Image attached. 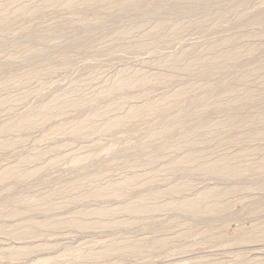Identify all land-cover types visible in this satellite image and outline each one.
<instances>
[{"label":"rangeland","instance_id":"obj_1","mask_svg":"<svg viewBox=\"0 0 264 264\" xmlns=\"http://www.w3.org/2000/svg\"><path fill=\"white\" fill-rule=\"evenodd\" d=\"M71 1L0 0V264H264V0ZM175 58L208 63L180 70ZM124 70H135L125 85ZM197 150L203 160L173 168ZM223 155L238 176L208 172ZM87 179L95 192L79 197ZM115 180L131 186L114 193ZM213 189L221 210L191 214L188 201ZM27 220L31 237L10 234Z\"/></svg>","mask_w":264,"mask_h":264},{"label":"bare ground","instance_id":"obj_2","mask_svg":"<svg viewBox=\"0 0 264 264\" xmlns=\"http://www.w3.org/2000/svg\"><path fill=\"white\" fill-rule=\"evenodd\" d=\"M44 1H45V0H44ZM70 1H71V0H70ZM67 2H68V1H67ZM71 2H72V1H71ZM37 3H38V2H37ZM41 3H42V2H41ZM63 3H64V2H63ZM9 5H10V4H9ZM12 10H13V9H12ZM157 12H158V11H157ZM153 16H154V15H153ZM259 16H260V15H259ZM5 17H7V16H5ZM1 18H3V17H1ZM7 18H8V17H7ZM155 18H156V17H155ZM167 18H168V17H167ZM259 18H260V17H259ZM162 22H163V21H162ZM164 22H166V21H164ZM1 24H2V23H1ZM128 24H129V23H128ZM139 25H140V24H139ZM146 25H147V24H146ZM165 25H166V23H165V24H161L160 26H159V24H158V27H157L158 29H157L156 27H155V28H156L157 30H162V31H163V28L165 27ZM179 25H180V24H179ZM136 26H137V27H136ZM136 26H135V27L132 26V28H130V27L122 28V29L118 30V32L115 33V34H117V36H119L120 39H121V37H123V36H125V35H127V34L129 35V33H131V31L140 29V28H138V25H137V24H136ZM155 26H156V25H155ZM140 27H142V26H140ZM166 27H167V25H166ZM169 27H170V26H169ZM179 27H180V26H179ZM137 28H138V29H137ZM174 28H175V27H174ZM176 28H177V26H176ZM142 29H143V28H142ZM151 29H152V28H151ZM167 29H168V27H167ZM172 29H173V28H172ZM172 29H171V30H172ZM177 29H178V28H177ZM2 30H3V29H2ZM154 30H155V29H154ZM168 30H169V29H168ZM168 30H166V31L168 32ZM141 31H142V30H141ZM141 31L139 30L138 32H141ZM144 31H146V30H144ZM144 31H142V33H143ZM164 31H165V30H164ZM158 32H159V31H158ZM160 32H161V31H160ZM172 32L175 33V32H177V31H174V30H173ZM172 32H171V33H172ZM142 33H139L138 36H140V34H141V36H142ZM155 33H156V32H155ZM151 34H152V33H150V35H151ZM259 34H260V33H259ZM111 35H112V34H111ZM113 35H114V34H113ZM173 35H174V34H173ZM257 35H258V34H257ZM257 35H256V37H257ZM141 36H140V37H141ZM143 36H144V35H143ZM168 36H169V35H168ZM168 36H167V37H168ZM170 36H171V35H170ZM175 36H176V35H175ZM259 36H260V35H259ZM259 36H258V37H259ZM261 36H263V34H261ZM125 37H126V36H125ZM145 37H146V36H145ZM149 37H150V36H148L147 38H149ZM165 37H166V36H165ZM258 37H257V38H258ZM115 38H116V36H115ZM142 38H143V37H142ZM142 38H141V39H142ZM240 38H242V37H240ZM254 38H255V37H254ZM107 39H108V38H107ZM123 39H124V38H123ZM139 39H140V38H139ZM139 39H138V41H139ZM141 39H140V40H141ZM166 39H167V38H166ZM168 39H169V38H168ZM224 39H225V37H224ZM230 39H231V38H230ZM230 39H229V41L231 42L232 39H231V40H230ZM262 39H263V38H262ZM142 40H144V39H142ZM170 40H173V39H172V36L170 37ZM234 40H235V39H234ZM236 40L238 41V39H236ZM236 40H235V41H236ZM241 40H242V39H241ZM243 40H244V39H243ZM259 40H260V39H259ZM130 41H131V40H130ZM134 41H135V40H134ZM134 41H133V42H134ZM147 41H148V40H147ZM149 41H150V40H149ZM168 41H169V40H168ZM173 41H174V40H173ZM220 41H221V40H220ZM61 42H62V41H61ZM124 42H125V41H124ZM136 42H137V40H136ZM143 42H145V41H143ZM143 42H141V43H143ZM187 42H188V41H187ZM225 42H226V41H225ZM230 42H229V43H230ZM232 42H233V41H232ZM238 42H240V41H238ZM238 42H237V43H238ZM256 42H257V41H256ZM131 43H132V42H131ZM141 43H140V44H141ZM146 43H147V42H146ZM148 43H149V42H148ZM168 43H169V42H168ZM168 43H166V44L168 45ZM223 43H224V42H223ZM227 43H228V40H227ZM227 43H226V44H227ZM234 43H235V42H234ZM237 43H236L235 48L239 46V45H237ZM260 43H261V42H260ZM121 44H122V43H121ZM125 44H126V43H125ZM129 44H130V42H129ZM135 44H136V43H135ZM149 44H150V43H149ZM221 44H222V43H221ZM224 44H225V43H224ZM232 44H233V43H232ZM232 44L230 43V45H232ZM238 44H239V43H238ZM138 45H139V44H138ZM141 45H142V44H141ZM141 45H140V46H141ZM240 45H241V42H240ZM121 46H122V45H121ZM128 46H129V45H128ZM140 46H139V47H140ZM225 46H226V45H225ZM233 46H234V44H233ZM256 46H257V45H256ZM125 47H126V46H125ZM142 47H143V46H142ZM150 47H151V46H150ZM254 47H255V46H254ZM254 47H253V48H254ZM100 48H101V47H100ZM148 48H149V47H148ZM230 48H231V47H230ZM239 48H240V46H239ZM239 48H237V51H239ZM241 48H242V47H241ZM241 48H240V49H241ZM255 48H256V47H255ZM263 48H264V46H263ZM233 49H234V48H233ZM199 50H200V52H202L201 49H199ZM199 50H198V52H199ZM234 50H235V49H234ZM234 50H232V51H234ZM196 51H197V50H196ZM192 52H193V51H192ZM198 52H197V53H198ZM234 52L237 53L236 51H234ZM181 53H182V52H181ZM203 53H204V52H203ZM228 53H229V52H228ZM228 53L226 52L225 55H227ZM230 54H231V56L233 55L232 53H230ZM250 54H251V53H250ZM253 54H254V53H253ZM71 55H72V54H71ZM171 55H172V54H171ZM197 55H198V54H197ZM197 55H196V56H197ZM201 55H202V54H201ZM201 55H200V56H201ZM225 55H224V56H225ZM234 55H235V54H234ZM16 56H17V55H16ZM107 56H108V55H107ZM172 56H173V55H172ZM179 56H182V55H179ZM219 56H220V55H219ZM224 56H222V57H224ZM228 56H229V55H228ZM235 56H236V55H235ZM235 56H234V57H235ZM9 57H11V56H9ZM18 57H19V55H18ZM62 57H63V56H62ZM109 57H110V56H109ZM191 57H192V56H191ZM204 57H205V56H204ZM204 57H203V58L201 57V58L204 59ZM226 57H227V56H226ZM229 57H230V56H229ZM229 57H228V58H229ZM239 57H240V56H239ZM16 58H17V57H16ZM20 58H21V57H20ZM55 58H56V57H55ZM59 58H60V57H59ZM66 58H67V57H66ZM165 58H166V57H165ZM171 58H172V57H171ZM173 58H174V57H173ZM177 58L179 59L180 57L177 56ZM177 58H175V60L173 61V63L171 62L172 64H174V66H173L172 68H174V67L176 66V67H177L176 69H180V68H182V67H183V69H184L185 67H186V68H190V69H192V68H194V67H196V66H198V65H200V64H201V67H202V66H203L202 63H204V62L201 61V59H200V60H196V61H194L192 64L189 63V62H187V63H189L190 65H187V64H186L185 67L182 66V67L178 68L177 65L179 64V62H178V59H177ZM198 58H199V56H198ZM212 58H213V57H212ZM228 58H227V59H228ZM254 58H255V57H254ZM22 59H23V58H22ZM64 59H65V58H64ZM191 59H192V58H191ZM195 59H197V58H195ZM205 59H206V58H205ZM208 59H209V58H208ZM208 59H207V60H208ZM221 59H223V58H221ZM224 59H225V57H224ZM224 59H223V60H224ZM52 60H53V59H52ZM66 60H67V59H66ZM78 60H79V59H78ZM215 60H216V59H215ZM215 60H214V61H215ZM217 60H218V59H217ZM223 60H222L221 63H223ZM228 60H229V59H228ZM231 60H232V62H233V59H231ZM231 60H230V63L232 64ZM235 60H236V59H235ZM237 60H238V59H237ZM58 61H59V60H58ZM61 61H62V60H61ZM86 61H87V60H86ZM179 61H180V60H179ZM208 61H209V60H208ZM219 61H221V60H219ZM239 61H240V60H239ZM5 62H6V61H5ZM167 62H168V61H167ZM167 62H166V63H167ZM224 62H225V61H224ZM237 62H238V61H237ZM6 63H7V62H6ZM60 63H61V62H60ZM162 63H163V62H162ZM205 63H206V62H205ZM205 63H204V64H205ZM207 63H208V62H207ZM207 63H206V64H207ZM210 63H212V62H210ZM214 63H215V62H214ZM225 63H226V62H225ZM234 63H235V62H234ZM160 64H161V63H160ZM172 64H171V65H170V64H167V65L172 66ZM215 64H217V63H215ZM212 65H213V63H212ZM219 65H220V64H219ZM219 65H218V66H219ZM63 66H64V65H63ZM179 66H180V65H179ZM218 66H215V67H218ZM224 66H227V65L224 64ZM224 66L222 65V67H224ZM230 66H231V65H230ZM233 66H234V64L232 65V67H233ZM220 67H221V66H220ZM220 67H219V68H220ZM222 67H221V68H222ZM227 67H228V66H227ZM227 67H226V68H227ZM228 68H229V67H228ZM230 68H231V67H230ZM196 69H197V68H196ZM180 70H181V69H180ZM204 70H205V69H204ZM124 71H125V70H124ZM198 71H199V70H198ZM196 72H197V71H196ZM199 72H200V71H199ZM230 72H231V71H230ZM147 73H148V72H147ZM137 74H138V72H137ZM89 75H90V74H89ZM134 75H135V70H134V72H133V71H125V72L121 73V75H119V76H120V77H119V83H122V82L125 81L126 79L128 80L129 78L133 77ZM135 77H136V76H135ZM92 78H93V77H92ZM92 78H91V79H92ZM133 78H134V77H133ZM135 79H136V78H135ZM137 79H138V78H137ZM246 79H248V78H246ZM115 80H116V79H115ZM127 80H126V81H127ZM133 80H134V79H133ZM154 80H155V79H154ZM87 81H88V80H86L85 82H81V83H83V85L80 84L79 86H81V87L83 88V86H86ZM90 81H91V80H90ZM129 81H131V80H129ZM115 82H116V81H115ZM88 83H89V82H88ZM123 83H124V84H123ZM123 83H122V84L125 85V82H123ZM133 83H134V82H133ZM89 84H90V83H89ZM114 84H115V83H114ZM117 85H118V84H117ZM120 85H121V84H120ZM120 85L118 86V88L120 87ZM123 85H121V86L123 87ZM4 86H5V85H4ZM11 86H12V85H11ZM190 86H191V85H190ZM194 86H195V85H194ZM211 86H212V85H211ZM188 87H189V86H188ZM45 88H46V87H45ZM84 88H85V87H84ZM88 88H90V86H89ZM88 88H87V89H88ZM92 88H93V87H92ZM92 88H91V89H92ZM192 88H193V87H192ZM198 88H199V87H198ZM75 89H76V88H75ZM188 89L190 90V88H188ZM233 89H234V88H233ZM76 90H77V92L79 91L78 89H76ZM76 90H75V91H74V90H73V91L70 90V92H67L68 94H66V96H65L64 99H65V100H68V99H66L67 97H69V98L71 97V99H72V97L76 95ZM89 90H90V89H89ZM105 90H107V88H106ZM105 90H103V91L105 92ZM109 90H110V88H109ZM204 90H205V89H204ZM41 91H42V90H41ZM101 91H102V90H100V92H101ZM103 91H102V92H103ZM107 91H108V90H107ZM107 91H106V92H107ZM179 91H180V90H179ZM181 91H182V90H181ZM184 91L187 93V90H186V89H185ZM192 91H193V90H192ZM98 92H99V91H98ZM102 92H101V93H102ZM104 92H103L102 94H104ZM106 92H105V93H106ZM188 92H189V91H188ZM102 94H101V95H102ZM176 94H177V93H176ZM77 95H79V96H80V99H81V95H80V94H77ZM83 95H84V94H83ZM79 96H77V97H79ZM154 96H155V95H154ZM57 97H58V96H57ZM60 97H61V96H60ZM178 97H181V96L178 95ZM178 97L176 96V98H178ZM6 98H7V97H6ZM6 98H5V100H6ZM62 98H63V97H62ZM85 98H86V97H85ZM164 98H165V97H164ZM174 98H175V97H174ZM176 98H175V99H176ZM182 98H183V97H182ZM182 98H181V99H182ZM18 99H19V98H18ZM54 99H55V98H54ZM76 99H77V98H76ZM76 99L73 98L72 101H75ZM80 99H78V100H79V103H78L79 105H81L82 100H83L84 102H86V101L83 99V96H82V100H80ZM161 99H162V98H161ZM168 99H169V98H168ZM168 99H167V100H168ZM58 100H59V97H58ZM61 100H62V99H61ZM61 100H59V101H61ZM65 100H64V101H65ZM7 101H8V100H7ZM11 101H12V100H11ZM18 101H19V100H18ZM51 101H52V100H51ZM51 101H49V102H50V105H51V103H52ZM59 101H55V102H58V103H59ZM161 101H162V100H161ZM0 102H3V101H0ZM5 102H6V101H5ZM8 102H9V101H8ZM8 102H6V103H8ZM65 102L67 103V101H65ZM68 102H69V101H68ZM77 102H78V101H77ZM157 102H158V101H157ZM159 102H160V101H159ZM167 102H168V101H167ZM170 102H171V100H170ZM210 102H211V101H210ZM212 102H213V101H212ZM212 102H211V105H212V104H215V102H214V103H212ZM61 103H62V101H61ZM63 103H64V102H63ZM63 103H62V104H63ZM87 103H88V102H87ZM87 103H86V104H87ZM173 103H175V102H173ZM235 103L237 104V102H235ZM8 104H9V103H8ZM8 104L6 105L5 103H4V104L2 103L3 106L5 105V106H4V109H5V107L9 106ZM16 104H17V103H16ZM45 104H46V103H45ZM56 104H57V103H56ZM59 104H60V103H59ZM64 104H65V103H64ZM64 104H63V105H64ZM68 104H69V103H67V105H68ZM71 104H72V102H70V105H71ZM75 104H76V103H73V105H75ZM78 104H77V105H78ZM83 104H84V103H82V105H83ZM162 104H163V103H162ZM165 104H166V103H164V105H165ZM169 104H171V103H169ZM206 104H207V103H206ZM231 104H232V103H231ZM249 104H250V103H249ZM2 105H1V106H2ZM48 105H49V104H48ZM54 105H55V104H54ZM54 105H53V107H54ZM57 105H58V104H57ZM57 105H56V106H57ZM60 105H61V104H60ZM60 105H59V106H60ZM63 105H62V106H63ZM65 105H66V104H65ZM82 105H81V107H82ZM112 105H113V104H112ZM120 105H121V104H120ZM156 105H158V104L156 103ZM171 105L173 106V104H171ZM208 105H209V104H208ZM208 105H207V106H208ZM211 105H210V106H211ZM216 105H218V104H216ZM232 105H233V104H232ZM1 106H0V107H1ZM3 106H2V107H3ZM43 106H44V105H43ZM117 106H118V105H117ZM121 106H122V105H121ZM121 106H120V107H121ZM153 106H154V105H152L151 107H153ZM162 106H163V105H162ZM169 106H170V105H169ZM205 106H206V105H205ZM212 106H213V105H212ZM2 107H1V108H2ZM50 107H51V106H50ZM68 107H69V105H68ZM76 107L78 108V106H76ZM113 107H114V106H112V108H113ZM149 107H150V105H149ZM149 107H148V108H149ZM154 107H157V106H154ZM154 107H153V108H154ZM158 107H161V105L158 106ZM213 107H214V106H213ZM213 107H212V108H213ZM46 108H47V106H46ZM51 108H52V107H51ZM83 108H84V107H83ZM112 108H111V109H112ZM115 108H116V106H115ZM161 108H163V107H161ZM164 108H165V107H164ZM192 108H193V107H192ZM207 108H208V107H207ZM210 108H211V107H210ZM6 109H8V108H6ZM111 109H110V110H111ZM151 109H152V108H150V110H151ZM154 109H155V108H154ZM165 109H166V108H165ZM201 109H202V108H201ZM100 110H101V109H100ZM104 110H105V109H104ZM106 110H107V108H106ZM118 110H120V109L118 108ZM147 110H149V109H147ZM152 110H153V109H152ZM157 110H158V109H157ZM163 110H164V109H163ZM102 111H103V110H102ZM102 111H96V112H94V113H92V114L89 112L91 115L88 116L87 119L84 118V122H83V123H82V121H81V123H80L81 125H83L82 127H83L84 129H85V127H86L87 129H90L89 127L94 126L95 123L93 124V122H95L96 119H97L98 117L101 118V116H103V115H102V114H103ZM201 111H202V110H201ZM201 111H200V112H201ZM2 112H3V111H2ZM104 112H105V111H104ZM105 113H106V112H105ZM198 113H199V112H198ZM198 113H196V114H198ZM262 116H263V115H262ZM197 117H198V116H197ZM245 117H246V116H245ZM263 118H264V117H263ZM163 119H164V118H163ZM250 119H252V118H250ZM94 120H95V121H94ZM197 120H198V119H197ZM22 121H23V120H22ZM172 121H173V120H172ZM263 121H264V120H263ZM208 122L210 123V121H207V124H208ZM213 122H214V120H213ZM104 123H105V122H104ZM159 123H160V122H159ZM201 123H202V122H201ZM204 123H205V122H204ZM253 123H254V122H253ZM80 124H79V125H80ZM207 124L205 123L204 125H202V126L200 125V126H198V127H200L201 129H203V130L205 131V128H207V127H208V128H211V125H209V124L207 125ZM211 124H213V123L211 122ZM224 124H225V123H224ZM224 124H223V125H224ZM230 124H231V123H230ZM243 124H246V123H243ZM76 125H78V123H77ZM99 125H100V124H99ZM213 125H216V126H213V127H217V124L214 123ZM221 125H222V124H221ZM223 125H222V126H223ZM228 125H229V124H228ZM100 126H101V125H100ZM110 126H111V125H110ZM209 126H210V127H209ZM247 126H248V124H247ZM77 127H78V126H77ZM79 127H81V126H79ZM82 127H81V128H82ZM97 127H98V126H97ZM102 127H103V126H102ZM102 127H101V129H102ZM213 127H212V129H213ZM218 127H219V126H218ZM218 127H217V128H218ZM243 127H244V126H243ZM245 127H246V126H245ZM245 127H244V128H245ZM249 127H250V126H249ZM249 127H248V128H249ZM251 127H252V125H251ZM69 128H70V127H69ZM81 128H80V129H81ZM91 128H93V127H91ZM99 128H100V127H99ZM104 128H105V127H104ZM107 128H109V127H107ZM187 128H189V127H187ZM217 128H216V129H217ZM222 128L224 129V131H226V130H225L226 128H224V126H223ZM222 128H220V129L222 130ZM72 129H73V128H72ZM77 129H78V128H77ZM84 129H83V130H84ZM87 129H85V130H87ZM185 129H186V128H185ZM227 129H228V128H227ZM245 129H246V128H245ZM83 130H82V131H83ZM92 130H94V128H93ZM92 130H91V131H92ZM98 130H99V129H98ZM102 130H103V129H102ZM197 130L199 131L200 129H197ZM206 130H207V129H206ZM213 130H214V129H213ZM231 130H232V129H231ZM231 130H230V131H231ZM73 131H74V130H73ZM77 131L79 132V131H81V130H77ZM94 131H95V130H94ZM96 131H97V130H96ZM170 131H171V130H170ZM207 131H208V130H207ZM216 131H218V129H217ZM227 131H229V130H227ZM230 131H229V132H230ZM238 131H239V130H238ZM256 131H257V130H256ZM208 132H209V131H208ZM212 132L215 133V131H212V130H211V133H210V134H212ZM218 132H220V131H218ZM260 132H261V131H260ZM69 133H70V132H69ZM69 133H68V134H69ZM71 133H73V132H71ZM203 133H204V132H203ZM222 133H223V132H222ZM76 134H78V133L76 132ZM84 134H85V133H84ZM210 134H208V135L206 134V135L209 137ZM216 134H217V133H216ZM218 134H220V133H218ZM71 135H72V134H71ZM202 135H203V134H202ZM202 135H201V136H202ZM212 135H213V134H212ZM212 135H211V136H212ZM220 135H221V134H220ZM220 135H218V136H220ZM223 135H224V134H223ZM263 135H264V133H263ZM214 136H215V135H214ZM214 136H213V137H214ZM203 137L205 138V135H203ZM208 137H207V138H208ZM213 137H211V138H213ZM211 138L209 137L208 139L210 140ZM218 138H219V137H218ZM255 138H256V137H255ZM184 139H185V138H184ZM201 139H202V138H201ZM213 139H214V138H213ZM205 140H206V138H205ZM205 140L202 139V141H205ZM258 140H259V139H258ZM262 140H264V139L262 138ZM210 141H211V140H210ZM210 141H209V142H210ZM245 141H246V140H245ZM206 142H208V141H206ZM246 142H247V141H246ZM199 143H200V142H199ZM3 144H4V143H3ZM3 144H2V145H3ZM182 144H183V143H182ZM186 144H187V143H186ZM4 145H5V144H4ZM0 146H1V145H0ZM206 147H207V146H206ZM217 147H218V146H217ZM262 147H263V146H262ZM193 149H194V148H193ZM214 150H215V149H214ZM214 150H213V151H214ZM244 150H245V149H244ZM250 150H251V149H250ZM207 151H208V150H207ZM207 151H203L204 153H201V150H200V151L197 150V152H200V153L196 154V153H197V152H196V153L194 154L195 151L193 152V154H190V153H189V155L187 154L188 157H187V155H186V156H185L186 158L182 159V158H183V157H182V158H181V159H182L181 161H179V162L177 161V163L173 164V168H175V167L177 168L178 166H181V167H182V164H185L186 162H191V163H192V162H196V160H201V159L203 160V158L206 157V156H205V152H207ZM210 151H211V150H210ZM222 151H223V150H222ZM123 152H124V151H123ZM214 152H216V150H215ZM226 152H228V151H226ZM113 153H114V152H113ZM212 153H213V152H212ZM126 154H127V153H126ZM209 155H210V154H209ZM211 155H212V154H211ZM224 155H226V154H224ZM224 155H223V156H224ZM207 156H208V155H207ZM230 156H231V155H230ZM233 156H234V155H233ZM209 157H210V156H208V158H209ZM221 157H222V156H221ZM100 158H101V157H100ZM163 158H164V157H163ZM212 158H213V157H212ZM216 158H217V157H216ZM228 158L230 159L231 157H228ZM236 158H237V157H236ZM236 158H235V159H236ZM262 158H263V157H262ZM210 159H211V158H210ZM229 159L225 158V156H224L223 158H219L218 162L215 160V163H217V164H216L215 166L212 165V168L209 166V169H208V170H210V171H208V172H216V173H217V172H220L221 174H222V173H225V174H226V175L224 174L225 177L227 176V174H232V176L236 175L237 173L240 172L241 169L239 170V167H235V165L232 166V165L230 164V161L233 160V159H231V160H229ZM235 159H234V160H235ZM263 159H264V158H263ZM179 160H180V159H179ZM99 161H100V160H99ZM212 161H213V160H212ZM198 162H199V161H198ZM204 162H206V161H204ZM207 162H208V161H207ZM261 162H262V161H261ZM215 163H213V164H215ZM239 163H240V162H239ZM192 164H193V163H192ZM198 164H199V163H198ZM210 164H211V163H210ZM242 164H243V163H242ZM253 164H254V163H253ZM202 165H203V164H202ZM204 165H205V164H204ZM207 165H208V164H207ZM171 166H172V165H171ZM189 166H190V163H189ZM194 166H195V165H194ZM194 166H193V167H194ZM199 166H200V165H199ZM205 166H206V165H205ZM237 166H238V165H237ZM250 166H252V165H250ZM260 166H261V167H260ZM260 166H259L260 168H263V167H262L263 165L260 164ZM244 167L246 168V166H244ZM194 168H195V167H194ZM206 168H207V167H206ZM251 168H252V167H251ZM260 168H259V169H260ZM13 169H14V168H13ZM190 169H191V168H190ZM199 169H200V168H199ZM203 169H204V167H203ZM255 169H256V168H255ZM204 170H205V172H207L206 169H204ZM242 170H244V169H242ZM261 170H262V169H261ZM200 171H201V169H200ZM201 172H202V171H201ZM241 172H242V171H241ZM243 172H244V171H243ZM216 173H214V174H216ZM35 174H36V173H35ZM217 174H219V173H217ZM233 174H234V175H233ZM219 175H220V174H219ZM239 175H240V174H239ZM101 176H102V175H101ZM236 176H238V175H236ZM236 176H235V177H236ZM13 177H14V176H13ZM98 177H99V176H98ZM228 177H231V176L228 175ZM240 177H241V176H240ZM0 178H1V177H0ZM94 178H95V177H94ZM130 178H131V177H130ZM133 178H134V177H133ZM146 178H147V177H146ZM232 178H233V177H232ZM236 178H237V177H236ZM22 179H23V178H22ZM90 179H91V178H90ZM104 179H105V178H104ZM229 179H230V178H229ZM92 180H93V179H92ZM92 180H91V181H92ZM127 180H128V179H127ZM127 180H126V181H127ZM129 180H130V179H129ZM88 181H89L88 179H87L86 181H85V180H84V181L82 180V181H80V183L78 182V183H79L78 185H76L75 187H73V189L75 190V193L78 194L79 197H83V196H84L85 193H83L82 191L86 190V188H87V186H88V183H89ZM91 181H90V183L93 184V181H92V182H91ZM115 181H116V180H115ZM28 182H29V181H28ZM100 182H101V181H100ZM108 182H109V181H108ZM135 182H136V179H135ZM189 182H190V181H189ZM256 182H257V181H256ZM94 183H95V181H94ZM103 183H104V182H103ZM103 183H102V184H103ZM105 183H106V182H105ZM111 183H112V182H111ZM76 184H77V183H76ZM91 184H90L89 186H91ZM99 184H100V183H99ZM106 184H107V183H106ZM109 184H110V183H109ZM128 184H130V183H124V182H123V183H122V182H121V183H118V182L116 181V184L112 183V184H110V185H113V192H114V193H119V194H121L120 191H123L124 188H127V186H129ZM227 184H228V183H227ZM126 185H127V186H126ZM239 185H240V184H239ZM89 186H88L89 189H87V190H89L90 192H92L91 194H93V192H95V191H93V190H95L94 188H96V187H93V189H92V191H91V189H90ZM92 186H93V185H92ZM95 186H96V185H95ZM130 186H131V185H130ZM130 186H129V188H130ZM151 186H152V185H151ZM182 186H183V185H182ZM260 186H261V185H260ZM107 187H108V186H107ZM111 187H112V186H111ZM173 187H174V186H173ZM180 187H181V185H180ZM204 187H205V186H204ZM217 187H218V186H216V188H217ZM98 188H100V187L98 186ZM109 188H110V187H109ZM146 188H147V187H146ZM176 188H177V187H176ZM184 188H186V187L184 186V187L177 188V189L173 188V191H172V192H174V194H175V192L179 191V193H180V192H181L180 190H182V189H184ZM212 188H213V187H212ZM258 188H259V186H258ZM69 189H70V188H69ZM71 189H72V188H71ZM73 189H72V190H73ZM102 189H103V188H101V190H102ZM139 189H140V188H139ZM209 189H210V188H209ZM259 189H260V190H264V184H262V186H261ZM74 190H73V191H74ZM87 190H86L85 192H87ZM107 190L109 191L110 189H107V188H106V191H107ZM126 190H128V189H126ZM141 190H142V189H141ZM169 190L171 191V189H169ZM225 190H226V192H225V196H226V193H227L228 190H227V189H225ZM225 190H224V191H225ZM96 191H98V190L96 189ZM108 191H107V192H108ZM110 191H112V189H111ZM184 191H185V190H184ZM203 191H204V190H202V192H201V193H202V196H201V197L206 198V199H205L206 201L208 200L209 197H211V198H210L211 200H209L208 202L203 203V202H202L203 199L201 200V199H200V196H199L198 199H200L201 202H199L200 200H199L198 202H195L196 199H195L194 201H190V200L188 201V200H187V201H188V205H189V202H191L190 205H189V210L191 211V214L193 213L194 215H198V214H200V213H205V212H208V213H211V214H212L213 212H214V213L216 212L215 214H217V213H218V210L220 209V206H219V205L222 206V204H221L220 199H218V200H219V201H218L219 204H218V202H217L216 200H217V197L219 198V196L224 197V196H222V195H224L223 190L220 191V190H218V189H213V190H210V191L206 190L207 192H205V191L203 192ZM63 192H64V191H63ZM90 192H89V193H90ZM103 192H105V188H104V190H103L101 193L103 194ZM113 192H112V193H113ZM123 192H124V191H123ZM98 193H100V189H99V192H98ZM106 194H107V193L105 192L104 195H106ZM150 194H151V193H150ZM174 194H173V195H174ZM176 194H178V193H176ZM51 195H52V194H51ZM78 195H76V196L73 195V196L77 197ZM80 195H82V196H80ZM94 195H96V194H94ZM97 195H98V194H97ZM97 195H96V197H97ZM100 195H101V194H100ZM100 195H99V196H100ZM113 195H115V194H113ZM124 195H125V194H124ZM68 196H69V195H68ZM88 196H89V195H88ZM88 196L86 195L85 197H88ZM101 196H102V195H101ZM120 196H121V195H120ZM71 197H72V196H71ZM79 197H78V198H79ZM91 197H92V196H91ZM102 197H103V196H102ZM115 197H116V196H115ZM117 197H118V196H117ZM139 197H140V196H139ZM207 197H208V198H207ZM227 197H228V196H227ZM41 199H42V198H41ZM72 199L75 200L76 198L74 199V198L72 197ZM80 199H84V198H80ZM145 199H146V198H145ZM185 199H186V198H185ZM222 199L224 200L225 198H222ZM70 200H71V199H70ZM73 200H72V201H73ZM139 200H141V199H139ZM226 200H227V199H226ZM67 201H68V199H67ZM143 201L145 202V200H143ZM146 201H147V200H146ZM176 201H177V200H176ZM179 201H180V200H179ZM224 201H225V200H224ZM138 202H139V201H138ZM141 202H142V201H141ZM141 202H140V203H141ZM144 202H142V203H143V207L146 206V205L144 204ZM182 202H184V204H186L185 201H181V204H182ZM50 203H51V202H50ZM55 203H56V204H55ZM57 203H58V202H54L53 204L58 205ZM59 203H60V202H59ZM142 203H141V204H142ZM165 203H166V202H165ZM168 203H169V202H168ZM173 203H174V202H173ZM222 203H223V202H222ZM225 203H226V202H225ZM30 204H31V203H30ZM32 204H33V202H32ZM53 204H51V205H53ZM71 204H72V203H71ZM132 204H133V203H132ZM134 204H135V203H134ZM134 204H133V205H134ZM136 204H138V203H136ZM177 204L179 205L180 203L177 201ZM177 204H176V205H177ZM55 205H54V207H53V206H52V207L55 208ZM59 205H60V204H59ZM59 205H58L57 207H60ZM62 205H63V204H62ZM138 205H139V204H138ZM138 205H137V206H138ZM147 205H148V204H147ZM167 205H169V204H167ZM167 205H166V206H167ZM176 205H175V206H176ZM178 205H177V206H178ZM188 205H187V206H186V205H184V206L182 205V206H183V208L185 209L186 207L188 208ZM28 206H29V205H28ZM35 206H36V205H35ZM129 206H130V205H129ZM131 206H132V205H131ZM131 206H130V208H131ZM171 206H172V205H171ZM175 206H174V207H175ZM227 206H228V205H227V203H226V208H227ZM45 207H46V206H45ZM57 207H56V208H57ZM123 207H124V206H123ZM138 207H139V206H138ZM178 207H179V206H178ZM180 207H181V206H180ZM222 207H223V206H222ZM222 207H221V208H222ZM13 208H14V207H13ZM47 208H48V207H47ZM124 208L126 209V207H124ZM127 208H129V207H127ZM140 208H141V207H140ZM148 208H149V206H148ZM166 208H167V207H166ZM181 208H182V207H181ZM183 208H182V209H183ZM187 208H186V211H187ZM35 209H36V208H35ZM43 209H44V208H43ZM45 209H46V208H45ZM49 209H51V208H49ZM96 209H97V208H96ZM113 209H115V208H113ZM134 209H135V208H134ZM134 209H131V211L134 210ZM146 209H147V208H146ZM224 209H225V208H223V210H224ZM39 210H40V209H39ZM46 210H47V209H46ZM46 210H45V211H46ZM51 210H52V209H51ZM53 210H54V209H53ZM98 210H99V209H98ZM98 210H97V211H98ZM126 210H127V209H126ZM126 210H125V211H126ZM128 210H130V209H128ZM138 210H139V209H138ZM143 210H144V208H143ZM143 210H142V211H143ZM148 210H149V209H148ZM148 210H147V211H148ZM180 210H181V209H180ZM220 210H221V209H220ZM220 210H219V211H220ZM37 211H38V210H37ZM91 211H92V209H91ZM93 211H94V210H93ZM97 211H96V212H93V213H95V214H96V213H100L99 211H101V210H99L98 212H97ZM117 211H118V210H117ZM135 211H136V209H135ZM174 211H175V210H174ZM184 211H185V210H184ZM190 211H189V212H190ZM2 212H3V211H2ZM15 212H17V211H15ZM57 212H58V211H57ZM82 212L84 213V211H82ZM86 212H87V211H85V214H83V213H82V214H83V216L86 215V217H88V215H87ZM89 212H90V211H89ZM105 212H106V211H105ZM107 212H109V211H107ZM107 212H106V214H107ZM138 212H139V211H138ZM102 213H103V211L101 212V214H102ZM111 213H112V212H111ZM123 213H124V212H123ZM226 213H227V212H226ZM46 214H47V213H46ZM48 214H49V213H48ZM79 214H80V213H79ZM88 214H89V213H88ZM119 214H120V213H119ZM139 214H140V213H139ZM187 214H190V213H187ZM90 215H92V214H90ZM113 215H114V214H113ZM125 215H126V214H125ZM175 215H176V213H175ZM80 216H81V215H80ZM97 216H98V214H97ZM106 216H107V215H106ZM106 216H105V217H106ZM109 216H110V215H109ZM103 217H104V216H103ZM80 218H82V217H80ZM85 219H86V218H85ZM108 220H109V218H108ZM119 220H120V218H119ZM217 220H218V218H217ZM29 221H30V220H29ZM48 221H49V220H48ZM71 221H72V220H71ZM82 221H83V220H81V222H80V223H81V226H80L81 228H82ZM92 221H93V220H92ZM106 221H107V220H106ZM115 221H116V220H115ZM72 222H73V221H72ZM72 222H71V224H70V223H69V224L72 225ZM75 222H76V221H75ZM77 222H79V221H77ZM83 222H84V221H83ZM213 222H214V221H213ZM55 223H56V222H55ZM63 223H64V222H63ZM63 223H62V224H63ZM80 223H78V224L73 223V224H74L75 226H77V225L79 226ZM93 223H94V222H93ZM96 223H97V222H96ZM115 223H116V222H115ZM115 223H114V224H115ZM118 223H119V222H118ZM125 223H126V222H125ZM216 223H217V222H216ZM20 224H21V223H20ZM27 224H28V220H27V223H26V224H24L23 226L21 225L22 228H21V229L19 228V229H20V230L18 229L19 231L16 230L15 232H12V230H10L9 228H8V230H10V234L13 233V236L16 235V234H17V236H18V234H19V236H21V235H22V236H23V235L28 236V235H30L31 232H32L31 229H30L32 226H31V225L28 226ZM32 224H33V223H32ZM53 224H54V223H53ZM86 224H87V223H86ZM86 224L84 223V226H85ZM111 224H112V223H111ZM116 224H117V223H116ZM43 225H44V224H43ZM46 225H47V224H46ZM51 225H52V224H51ZM90 225H91V224H90ZM126 225H127V224H126ZM30 226H31V227H30ZM33 226H34V225H33ZM86 226H87V225H86ZM91 226L94 227V225H91ZM95 226H96V225H95ZM110 226H111V225H110ZM113 226H114V225H113ZM116 226H117V225H116ZM131 226H132V225H131ZM38 227H39V226H38ZM51 227H52V226H51ZM103 227H104V226H103ZM5 228H6V227H5ZM45 228H46V227H45ZM49 228H50V227H49ZM77 228H79V227H77ZM77 228H76V229H77ZM84 228H86V227H84ZM113 228H114V227H113ZM1 229H2V228H1ZM79 229H80V228H79ZM4 230H5V229H4ZM4 230H3V231H4ZM237 230H238V229H237ZM6 231H7V229H6ZM246 231H247V230H246ZM0 232H1V231H0ZM33 232H35V231H33ZM33 232H32V233H33ZM238 232H239V231H238ZM3 233H5V232H3ZM8 233H9V231H8ZM243 233H244V232H243ZM10 234H9V235H10ZM5 235H6V234H5ZM11 235H12V234H11ZM31 236H32V235H30V237H31ZM247 236H248V235H247ZM8 237H9V236H8ZM16 238H17V237H16ZM18 238H20V237H18ZM22 238H23V237H22ZM237 239H238V238H237ZM37 249H39V248H37ZM27 251H28V250H27ZM32 251H33V249H32ZM25 252H26V250H25ZM253 254H254V253H253ZM245 259H246V258H245ZM245 259H244V260H245ZM246 263H247V262H246Z\"/></svg>","mask_w":264,"mask_h":264}]
</instances>
